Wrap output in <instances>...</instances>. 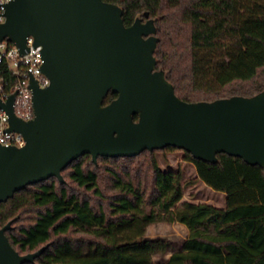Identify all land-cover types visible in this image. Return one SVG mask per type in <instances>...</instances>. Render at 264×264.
<instances>
[{
	"label": "trees",
	"instance_id": "16d2710c",
	"mask_svg": "<svg viewBox=\"0 0 264 264\" xmlns=\"http://www.w3.org/2000/svg\"><path fill=\"white\" fill-rule=\"evenodd\" d=\"M102 1L121 8L125 27L154 22L156 68L181 101L252 97L264 89V0ZM114 99L109 92L102 105ZM168 154H181L195 179L183 184L179 168L162 169L158 155ZM216 157L211 164L173 147L99 157L96 164L85 155L61 172L63 183L52 177L0 203V229L11 223L5 235L20 256L45 248L25 264H154L170 249L145 238L155 223L188 231L181 249L160 264H264V170ZM197 182L220 193L218 202L182 201L183 186Z\"/></svg>",
	"mask_w": 264,
	"mask_h": 264
},
{
	"label": "water",
	"instance_id": "95a60500",
	"mask_svg": "<svg viewBox=\"0 0 264 264\" xmlns=\"http://www.w3.org/2000/svg\"><path fill=\"white\" fill-rule=\"evenodd\" d=\"M4 17L0 42L23 54L32 36L49 85L30 81L31 121L18 120L11 102L6 107L9 131L25 145L0 147V203L52 177L63 183L61 172L85 155L96 164L99 157L173 147L203 162L226 154L264 170V89L252 97L181 101L156 68L152 20L125 27L121 8L102 0H12ZM109 92L116 99L103 106ZM10 226L0 229V264L33 263L45 248L20 256L5 235Z\"/></svg>",
	"mask_w": 264,
	"mask_h": 264
},
{
	"label": "built area",
	"instance_id": "2783aa9c",
	"mask_svg": "<svg viewBox=\"0 0 264 264\" xmlns=\"http://www.w3.org/2000/svg\"><path fill=\"white\" fill-rule=\"evenodd\" d=\"M10 1L0 0V24L5 21V6ZM42 63L41 47L35 45L32 36L26 38L23 54L6 39L0 42V147L25 145L21 134L9 131L10 116L6 107L11 102L14 116L22 122L33 119L30 81L34 80L41 89L49 85L41 70Z\"/></svg>",
	"mask_w": 264,
	"mask_h": 264
},
{
	"label": "rangeland",
	"instance_id": "374dc122",
	"mask_svg": "<svg viewBox=\"0 0 264 264\" xmlns=\"http://www.w3.org/2000/svg\"><path fill=\"white\" fill-rule=\"evenodd\" d=\"M181 154H168L166 156L158 155L160 167L162 169L171 167L172 169H180L182 173V182L187 183L190 180L195 179L196 173L193 166L182 162ZM216 197H215V195ZM210 192L200 182L194 185L183 186L182 201H192L199 203H211L218 202L217 198H221L220 193ZM223 202V201H222ZM179 205V204H178ZM224 203L222 204V206ZM188 237L187 229L178 223H155L148 225L145 232L146 239H162L169 243L170 249L162 255H156L152 258L154 264H160L166 262L169 257L181 249L182 244Z\"/></svg>",
	"mask_w": 264,
	"mask_h": 264
}]
</instances>
